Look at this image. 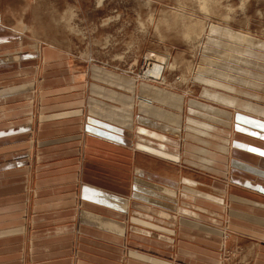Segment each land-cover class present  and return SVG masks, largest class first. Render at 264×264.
Here are the masks:
<instances>
[{
  "label": "rangeland",
  "instance_id": "374dc122",
  "mask_svg": "<svg viewBox=\"0 0 264 264\" xmlns=\"http://www.w3.org/2000/svg\"><path fill=\"white\" fill-rule=\"evenodd\" d=\"M2 2L0 21L22 32L10 41L0 39L3 47H9L0 50V59L20 55L28 58L29 66L26 71L0 77V96L9 93L7 87L12 84L29 87L25 93L0 97V125L23 118L32 124L33 132L28 141L0 142V154L30 148L26 170L15 174L28 176L24 191L18 192L19 184L12 198H0V264L76 261L71 241L78 234L80 150L70 148V142H60L64 145L59 150L49 152L57 153L54 161L59 165L42 174L40 159L47 145L36 131L45 114L79 109L81 118L89 113L103 117L109 125L118 121L133 133L138 125L140 148L172 158L178 154L166 150L164 142L169 138L164 132L178 134L183 125L187 140L207 146L209 155L213 153L208 149L213 132L219 131L224 137L221 143H214L216 152L226 157L232 137V97L237 99L233 109H243L240 104L247 102L252 104V111L247 112L264 116V106L239 97L257 99L256 93L245 87L264 90V0ZM153 63L163 65L162 79L147 77ZM206 90L221 94L220 103L204 97ZM211 105L228 114L219 121L203 116L208 113L204 108ZM61 127L65 136L75 130ZM190 144V154L196 158L194 167L208 169L211 165L203 160L215 159L198 152L203 146ZM57 175L62 177L59 182L49 179ZM184 181L197 184L187 178ZM51 185L60 187L62 200L75 198L76 209L32 212L34 202L53 199ZM42 187L48 191L35 197ZM181 212L195 215L189 209ZM131 216L137 215L132 212L124 219ZM127 250L123 249L124 258Z\"/></svg>",
  "mask_w": 264,
  "mask_h": 264
},
{
  "label": "crops",
  "instance_id": "0c3cea01",
  "mask_svg": "<svg viewBox=\"0 0 264 264\" xmlns=\"http://www.w3.org/2000/svg\"><path fill=\"white\" fill-rule=\"evenodd\" d=\"M2 6L0 0V15ZM21 32L0 21L1 40L15 38ZM3 46L0 41V50L9 48ZM27 63L28 58L20 55L0 59V77L26 71ZM77 79L73 77V81ZM28 87L26 83L12 84L7 87L9 93L0 97L25 93ZM244 89L255 92L258 97L250 96V99L241 94V100L264 106L263 89ZM203 96L220 103L221 94L216 90H206ZM232 103L231 108H236L237 99L232 97ZM240 106L243 109L232 108L228 154L224 157L216 152L214 143H221L224 135L213 132V143L208 146L213 153L206 154L215 161L205 170L192 163L196 158L190 154L193 149L190 143L203 144L187 140L185 125L178 134L164 132L169 138L164 142L166 150L178 154L172 158L140 148L138 125L133 133V129L124 128L118 121L108 119L113 122L109 125L103 117L89 113L81 118L79 109L45 114L36 131L38 139L47 145H43L47 151L40 159L42 174L59 165L54 161L57 153L50 154V151L59 150L65 142H70V148L80 150L76 174L80 181L78 234L71 241L75 264H264V116L247 112L252 111L250 103ZM204 109L208 113L203 116L213 121L228 114L212 105ZM63 125L75 129L74 132L62 135ZM32 132L29 121L9 120L0 125V142L5 140L7 145L28 141L27 136ZM50 134L52 139L48 138ZM29 152V147H23L0 154V198H12L19 184L22 188L18 192L24 191L28 176L15 174L26 170ZM186 178L197 184L186 183ZM49 179L59 182L62 177ZM51 187L53 199L34 202L32 212L75 208V198L62 200L60 187ZM45 191L48 189L42 187L34 196ZM183 209L194 212V217L182 213ZM132 212L137 216L125 220V215ZM210 217L214 222L208 220ZM162 224L165 225L161 227ZM52 245L60 246V243Z\"/></svg>",
  "mask_w": 264,
  "mask_h": 264
},
{
  "label": "bare ground",
  "instance_id": "6f19581e",
  "mask_svg": "<svg viewBox=\"0 0 264 264\" xmlns=\"http://www.w3.org/2000/svg\"><path fill=\"white\" fill-rule=\"evenodd\" d=\"M163 70H164L163 65H160L159 63H153V64L149 65V67H148L147 77H151V78H155V79H158V78L162 79L163 78V76H162ZM206 147L207 146L199 147L197 150H198L199 153L207 155L206 154L207 153V149H205ZM190 151L192 152V150H190ZM203 163L210 164V165L214 164L213 161L209 162L207 160H203ZM206 166H208V165H206Z\"/></svg>",
  "mask_w": 264,
  "mask_h": 264
},
{
  "label": "built area",
  "instance_id": "2783aa9c",
  "mask_svg": "<svg viewBox=\"0 0 264 264\" xmlns=\"http://www.w3.org/2000/svg\"><path fill=\"white\" fill-rule=\"evenodd\" d=\"M146 67H147V66L145 65L144 71H145ZM144 71H143V72H144Z\"/></svg>",
  "mask_w": 264,
  "mask_h": 264
},
{
  "label": "snow or ice",
  "instance_id": "6c2138e0",
  "mask_svg": "<svg viewBox=\"0 0 264 264\" xmlns=\"http://www.w3.org/2000/svg\"><path fill=\"white\" fill-rule=\"evenodd\" d=\"M253 151H255V150H253Z\"/></svg>",
  "mask_w": 264,
  "mask_h": 264
}]
</instances>
